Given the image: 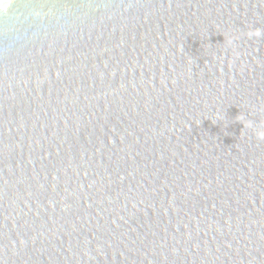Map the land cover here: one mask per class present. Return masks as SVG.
<instances>
[{
  "label": "water",
  "instance_id": "water-1",
  "mask_svg": "<svg viewBox=\"0 0 264 264\" xmlns=\"http://www.w3.org/2000/svg\"><path fill=\"white\" fill-rule=\"evenodd\" d=\"M264 0H0V264H264Z\"/></svg>",
  "mask_w": 264,
  "mask_h": 264
},
{
  "label": "clouds",
  "instance_id": "clouds-1",
  "mask_svg": "<svg viewBox=\"0 0 264 264\" xmlns=\"http://www.w3.org/2000/svg\"><path fill=\"white\" fill-rule=\"evenodd\" d=\"M261 136H264V133H260Z\"/></svg>",
  "mask_w": 264,
  "mask_h": 264
}]
</instances>
